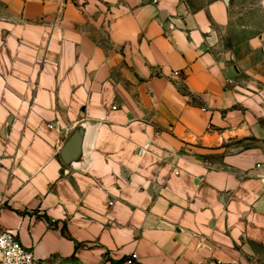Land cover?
<instances>
[{"label": "crops", "instance_id": "0c3cea01", "mask_svg": "<svg viewBox=\"0 0 264 264\" xmlns=\"http://www.w3.org/2000/svg\"><path fill=\"white\" fill-rule=\"evenodd\" d=\"M231 18L226 0H0V228L44 264H248L264 86Z\"/></svg>", "mask_w": 264, "mask_h": 264}, {"label": "rangeland", "instance_id": "374dc122", "mask_svg": "<svg viewBox=\"0 0 264 264\" xmlns=\"http://www.w3.org/2000/svg\"><path fill=\"white\" fill-rule=\"evenodd\" d=\"M197 9L212 0H184ZM231 23L220 29L234 63L241 66L246 80L264 86V0H228ZM264 124V118L262 120ZM248 264H264V248L248 259Z\"/></svg>", "mask_w": 264, "mask_h": 264}, {"label": "built area", "instance_id": "2783aa9c", "mask_svg": "<svg viewBox=\"0 0 264 264\" xmlns=\"http://www.w3.org/2000/svg\"><path fill=\"white\" fill-rule=\"evenodd\" d=\"M180 74V71H175L173 77ZM138 259V255L134 253L129 262L137 264ZM0 264H44V262L36 257L33 250L23 246L18 232L0 228Z\"/></svg>", "mask_w": 264, "mask_h": 264}, {"label": "water", "instance_id": "95a60500", "mask_svg": "<svg viewBox=\"0 0 264 264\" xmlns=\"http://www.w3.org/2000/svg\"><path fill=\"white\" fill-rule=\"evenodd\" d=\"M83 131L84 129L82 128L78 129V131L71 137V139L67 143L65 150H64V157L68 161H71V158L74 157L81 150Z\"/></svg>", "mask_w": 264, "mask_h": 264}]
</instances>
